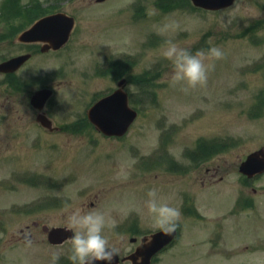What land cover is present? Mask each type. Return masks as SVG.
Returning a JSON list of instances; mask_svg holds the SVG:
<instances>
[{
    "label": "rangeland",
    "instance_id": "obj_1",
    "mask_svg": "<svg viewBox=\"0 0 264 264\" xmlns=\"http://www.w3.org/2000/svg\"><path fill=\"white\" fill-rule=\"evenodd\" d=\"M6 1L0 62L32 57L0 75V264H51L53 255L71 264L70 241L50 245L42 230L70 227L65 203L115 220L104 235L123 257L139 242L131 237L157 230L150 190L182 213L176 241L153 264H264V174L247 180L238 171L264 145V0L216 12L189 4L164 11L156 0H13L11 12ZM35 4L75 18L61 50L12 41L39 17L22 13ZM165 25L174 27L162 33ZM169 40L192 53L225 50L206 87L171 84V62L158 54ZM122 75L138 116L122 139L104 138L85 113ZM42 87L53 90L44 111L60 130L35 121L29 98ZM202 144L209 149L199 154Z\"/></svg>",
    "mask_w": 264,
    "mask_h": 264
},
{
    "label": "water",
    "instance_id": "obj_2",
    "mask_svg": "<svg viewBox=\"0 0 264 264\" xmlns=\"http://www.w3.org/2000/svg\"><path fill=\"white\" fill-rule=\"evenodd\" d=\"M102 1V0H97ZM192 3L200 8L207 10H218L230 6L234 0H191ZM74 26V19L64 13H56L45 16L37 20L27 30L22 32L17 41L22 43L46 42L47 45L41 48V51H47L61 48L70 36ZM29 55L12 58L0 64V72H12L17 69L21 63L27 60ZM123 82L119 85L122 86ZM51 95L50 90H39L34 93L30 103L37 109H42L45 101ZM87 116L95 128L110 136L123 135L136 113L127 106L126 94L121 89L115 91L112 95L97 102L88 110ZM37 122L46 128L51 123L43 114L37 116ZM240 173L247 177H252L264 172V146L259 150L249 154L245 161L240 164ZM176 232L171 235H164L161 231L154 233L142 239V244L137 247L135 253L124 258L130 260L132 264H150L152 256L164 246L169 244L175 237ZM68 233L64 229L53 228L48 233V240L51 243H61ZM116 254H113L111 264H118ZM103 264V262H101Z\"/></svg>",
    "mask_w": 264,
    "mask_h": 264
},
{
    "label": "clouds",
    "instance_id": "obj_3",
    "mask_svg": "<svg viewBox=\"0 0 264 264\" xmlns=\"http://www.w3.org/2000/svg\"><path fill=\"white\" fill-rule=\"evenodd\" d=\"M154 14V9L149 10V15ZM169 27L174 26L165 25L161 32H166ZM158 54L171 62V84L180 86L185 91L206 87L211 72L215 70V62L226 57L225 50L219 46L192 53L170 40L161 46ZM206 60L211 62L206 63ZM147 195V213L153 226L164 235L176 232L182 218L180 208L158 199L155 190H150ZM63 210L69 213L67 220L73 229L69 238L71 249L68 259L71 264H111L114 250L108 237L104 235V230L106 227L115 228L116 221L107 218L98 209H83L70 203H65ZM58 260L59 256L53 255L51 264H57Z\"/></svg>",
    "mask_w": 264,
    "mask_h": 264
},
{
    "label": "trees",
    "instance_id": "obj_4",
    "mask_svg": "<svg viewBox=\"0 0 264 264\" xmlns=\"http://www.w3.org/2000/svg\"><path fill=\"white\" fill-rule=\"evenodd\" d=\"M8 3L6 5L11 6L13 4V0H7ZM33 4V3H32ZM31 4V5H32ZM189 4L188 0H156V5L161 7L164 11H168L173 9L174 7L178 8V7H183L184 5ZM30 5V6H31ZM37 7L33 9L34 5L32 7H30L26 12H22L25 13V19L26 21H29L31 18L38 17L42 14L45 13V9L40 8V4H35ZM13 7H10V11L12 12ZM9 11V10H8ZM15 12H20L21 9L20 8H16L14 9ZM37 12V13H35ZM32 15V17L30 18L28 15ZM8 15H6V20L8 19ZM7 29H9L8 31H6V33L3 35V37L1 38V40H5V39H9V33H13L10 30V23H9V28L7 27ZM15 32V31H14ZM15 34V33H14ZM2 36V35H1ZM13 36V35H12ZM143 79H145V76L143 77ZM200 153L199 154H203L206 151H208L209 147H205L204 144H202L199 148Z\"/></svg>",
    "mask_w": 264,
    "mask_h": 264
},
{
    "label": "flooded vegetation",
    "instance_id": "obj_5",
    "mask_svg": "<svg viewBox=\"0 0 264 264\" xmlns=\"http://www.w3.org/2000/svg\"><path fill=\"white\" fill-rule=\"evenodd\" d=\"M58 128H59V127H58ZM43 130H44V129H43ZM59 130H60V128H59ZM44 131H45V132H48V133H49V132H53V131H46V130H44ZM91 205H93V203H91Z\"/></svg>",
    "mask_w": 264,
    "mask_h": 264
}]
</instances>
